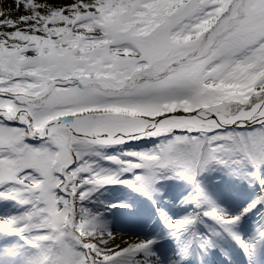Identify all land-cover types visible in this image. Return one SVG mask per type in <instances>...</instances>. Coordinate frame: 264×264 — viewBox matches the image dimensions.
<instances>
[{
	"label": "rangeland",
	"instance_id": "rangeland-1",
	"mask_svg": "<svg viewBox=\"0 0 264 264\" xmlns=\"http://www.w3.org/2000/svg\"><path fill=\"white\" fill-rule=\"evenodd\" d=\"M29 1L0 0V32L31 26L18 38L0 37V111L26 112L37 134L72 115L152 119L204 109L231 117L264 97V0H136L74 15L82 0H46L65 20L41 37ZM184 130L105 145L66 128L30 138L23 124L0 119V254L18 264H73L65 253L73 244L84 264H112L87 250V223L101 219L89 203L101 201L124 219L152 208L166 218L156 201L183 186L185 209L162 219L161 238L187 257L198 219L211 235H230L213 217L212 172L235 187L264 184V123Z\"/></svg>",
	"mask_w": 264,
	"mask_h": 264
},
{
	"label": "bare ground",
	"instance_id": "bare-ground-1",
	"mask_svg": "<svg viewBox=\"0 0 264 264\" xmlns=\"http://www.w3.org/2000/svg\"><path fill=\"white\" fill-rule=\"evenodd\" d=\"M261 103L231 117L211 110L210 114H202L194 120L178 117L152 124L144 123L147 121L146 119H142L140 123L136 121L124 123L121 120H116L108 126L98 127L97 130L101 134L98 138L96 136L98 134L94 133L93 135L97 138L93 139L88 137L90 131L76 128L74 131L79 137L93 142L100 140L99 143L103 142L105 145H116L121 141L135 143L141 140L143 134L152 135L184 128L202 129L227 124H245L264 116V101ZM261 174L264 175V169L261 170ZM212 175L218 186L224 190H230L229 181L224 173L216 170L212 172ZM179 188L181 187L179 186ZM184 190V186L178 192L177 190H169L167 194L156 201L154 206L165 211L167 217L176 218L178 213L185 209L181 204H178ZM231 192L233 193H223L216 197L217 206L212 207L214 219L225 230L229 231L230 235L213 236L205 229L199 219L196 221L195 249L199 250V258L195 257L194 254L193 256H183L180 254L178 243L161 238L162 233L158 229L164 216L159 215L153 208L145 212L130 210L124 219L122 215L115 213V210L110 212L109 208L104 206L101 201L92 202L88 205L93 207V211L96 215H100L101 219L94 223H87L89 230L93 231L92 235H87L89 238L86 241L87 250L91 257L107 259L112 264H245V262L263 264L264 248L257 241L261 238L264 239V184L255 182L248 189L239 186ZM166 197H170V202L165 200ZM172 203L177 205L173 206ZM223 204L228 205L229 209L222 208ZM188 207L190 208V205ZM225 212L236 214L238 221L232 223L230 217L224 215ZM255 213H259V215L254 217ZM120 220L122 224L119 223ZM248 221H251L250 225ZM252 221L254 222L253 225ZM151 236H156L160 240L157 243L149 244L146 238ZM68 240L70 241L69 237ZM73 246L70 244V248L65 250L67 260L73 264H84ZM239 247L244 249V252L240 253V257L237 256L238 251H233V248L239 249ZM228 249L231 250V254L235 253L233 257L227 252ZM9 257L0 254V264H18L17 260L11 261Z\"/></svg>",
	"mask_w": 264,
	"mask_h": 264
},
{
	"label": "water",
	"instance_id": "water-1",
	"mask_svg": "<svg viewBox=\"0 0 264 264\" xmlns=\"http://www.w3.org/2000/svg\"><path fill=\"white\" fill-rule=\"evenodd\" d=\"M262 101H264V97L257 104H260ZM20 113H22V112H20ZM206 113L210 114V111L209 110L200 109V110H197V111H194V112H171V113H167V114H164L162 116H158V117H155V118H152V119L144 118V119L147 120L144 123H149V124L159 123V122H162V121L171 120V119L178 118V117H184V118H187L188 120H194V118H198L202 114H206ZM25 115H26V118L28 119V123L26 125V131H27V133H28L29 136L34 137V138H37V139L46 137L48 135V133L50 132V130L55 125H63L70 132H73L74 131L73 130V127L75 125H77V123H79V124H82L83 126H85L86 128H91L93 131L99 132L97 130V127L98 126L110 125V124H112V122H115L116 120H121L124 123H132L134 121H136L137 123H140L142 121V119L125 118L123 116L112 115V114L96 115L92 119L91 118H87V122L76 119L75 123L73 121H71L69 118H62L61 117V118H55V119L49 121L46 124L45 128H44L43 134L42 135H36L30 129V118H29V116L26 113H25ZM0 117L1 118H8L13 123H17V120H18V117L19 116H17L14 119V118L10 117L9 115L0 112ZM91 122L96 123V124L98 123L99 125H95L94 127H92L90 125ZM262 122H264V116L262 118H258L257 120H251V121H249L248 123H246V127H252V126L257 125V124H260ZM232 126H234V127H242L240 124H235V125H232Z\"/></svg>",
	"mask_w": 264,
	"mask_h": 264
},
{
	"label": "trees",
	"instance_id": "trees-1",
	"mask_svg": "<svg viewBox=\"0 0 264 264\" xmlns=\"http://www.w3.org/2000/svg\"><path fill=\"white\" fill-rule=\"evenodd\" d=\"M38 1V0H37ZM45 3L43 2H36L35 0H30L27 5L30 6L32 8V10L35 11V13L37 15H35L36 17H38L39 22L36 25V30L40 31L39 36L41 37V35H45L44 32H50L53 31V29H57V26H63L64 25V20L65 17L62 15L63 11L61 12V9L55 5L53 6L52 4H49L48 2H46V0H44ZM136 2V0H82L80 1H76V3H74V8L72 9V14L74 15L76 13V11H82L87 10V11H92L97 9L98 11H101L105 8V6L108 3H114L118 4V5H122V6H131L134 5ZM83 10V11H84ZM79 13V12H78ZM25 14L23 12H21L19 14V16H24ZM18 16V17H19ZM51 18H56L57 21L55 23H51L50 20ZM72 19V17H67ZM69 20V19H68ZM31 26H25L24 29L21 27H16V25H14L11 28V33L9 32H0V37L3 36L5 38H9V36H12L10 34H14V36L16 38L19 37V35H21L22 31H27ZM30 30V29H29ZM31 31V30H30ZM24 34V33H23ZM50 35V33H49ZM212 35V34H210ZM21 37V36H20Z\"/></svg>",
	"mask_w": 264,
	"mask_h": 264
}]
</instances>
